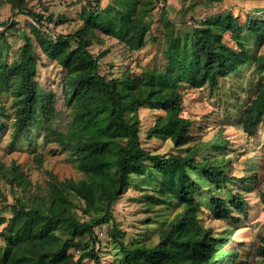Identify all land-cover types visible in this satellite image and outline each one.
Here are the masks:
<instances>
[{"label": "trees", "instance_id": "16d2710c", "mask_svg": "<svg viewBox=\"0 0 264 264\" xmlns=\"http://www.w3.org/2000/svg\"><path fill=\"white\" fill-rule=\"evenodd\" d=\"M6 1L37 24L70 21L62 15L45 17L31 12L25 0ZM102 1L78 0L81 7L72 32L32 25L36 43L25 34L13 59L6 40L9 28L0 31V96L11 94V107L0 101V141L8 132V149L23 137L31 150L28 132L39 127L44 140L67 151L81 173L75 179L48 172L44 183L32 182L21 163L0 161V180L9 184L15 197L10 205L15 217L0 214V264H84L86 260L101 264L95 229L109 223L113 224L110 240L124 254L122 264H237L243 252L246 258L253 255L254 264H264V236L245 251L246 243L234 237L236 227L216 232L199 217L203 186L189 171L225 185L233 179L227 175L232 163L229 157L215 155L227 143L220 133L189 144L193 122L182 115L180 91L181 87L215 88L220 79L250 62L262 75L264 55L257 51L264 45V18L240 22L230 12L209 15L192 27L188 52L180 47L166 11L158 16V36L152 34V11L157 4L164 8L167 0H111L105 6ZM104 36L116 39L129 52L141 51L148 37L162 47L161 62L140 67L139 72L126 69L120 77L108 79L99 72V59L107 51L97 55L90 51L93 45L103 44ZM36 46L64 71L62 100L71 117L65 132L53 125L56 94L39 88L35 79ZM140 106L163 112L144 132V140L168 141L179 152L162 154L144 147L138 125ZM263 120L264 78L255 97L242 109L241 128L250 136ZM33 159L40 163L42 155L35 154ZM145 164L160 179L153 200L173 212L148 219L144 239L126 245L113 209L127 191L129 178ZM246 206L240 193L228 199L211 193L207 202L213 220H231L235 226Z\"/></svg>", "mask_w": 264, "mask_h": 264}, {"label": "rangeland", "instance_id": "374dc122", "mask_svg": "<svg viewBox=\"0 0 264 264\" xmlns=\"http://www.w3.org/2000/svg\"><path fill=\"white\" fill-rule=\"evenodd\" d=\"M111 0H103L102 6ZM27 8L31 12L47 17L50 13L55 16L62 15L70 19L69 22L55 25L43 20L37 24L28 14L19 13L11 8L6 0H0V31L6 27V40L11 50L10 59L18 54V48L23 43L24 35L36 43L35 37L31 34V26H41V29L53 30L57 33L72 32L77 27V15L81 3L78 0H25ZM166 11L169 19L175 25V35L179 37L178 43L181 48L188 52L192 45L191 30L200 20L216 13L230 12L240 22L247 18H264V0H224L221 3H208L206 0H167L163 8L161 4L155 5L152 14L155 21L152 26V34L158 36L160 14ZM35 23V24H33ZM101 45H93L90 51L99 54L102 51L107 53L99 59V72L101 75L110 78L120 77L126 69L139 72L140 67L152 66L156 61L161 62V48L157 42L147 37L146 46L138 52H129L127 48L114 38L103 37ZM2 39H0L1 44ZM251 51L253 45L250 44ZM3 48V45H0ZM36 53V81L42 90L56 94V117L54 128L65 132L70 122V111L62 100V79L63 69L54 61L48 59L41 53L39 47H35ZM258 55H264V45L257 51ZM264 78L256 70L253 62L247 63L238 71L224 79H220L215 88L203 86L199 89L181 87L183 98L184 117L190 118L193 125L190 130L191 137L189 144L197 141H208L220 133L221 137L227 140L223 151L215 154L231 158L232 170L227 175L225 185L211 183L201 176L199 172L189 171L194 180L200 182L202 193L198 197L201 204L199 217L207 226L213 227L216 232L224 229L235 228L234 237L238 241L246 243V249L250 251L261 236H264V120L259 122L256 131L252 135L243 132L240 124L242 109L253 99ZM0 101L11 107V94L4 92ZM138 125L141 130L142 140L146 141L144 147L151 151L162 154L179 152L170 142L160 140H144V132L152 126L155 119L163 114L160 110H152L146 106L138 107ZM31 136L33 148L27 147L25 139L21 137L15 142L11 149L7 148L9 133H5L0 141V161L9 165L13 161L21 163L25 173L32 182L44 183L48 172H53L59 177H81L75 166L69 160V153L62 149L55 142L44 140V131L39 127H31L28 132ZM27 135V134H26ZM183 151V150H182ZM181 152V151H180ZM211 153L209 149L205 154ZM42 155L40 163L33 159V155ZM200 158V157H199ZM160 179L149 164H145L138 174L129 178L127 191L115 203L113 214L114 222L120 230V237L126 245L143 240L147 230L148 219L173 212V208L155 202V189L159 186ZM0 188L3 196H0V214L6 218L13 219L10 205L14 202V195L9 184L0 180ZM210 191V192H208ZM215 193L228 199L233 193L242 194L246 201V212L240 214L239 223L233 224L231 220H213L209 215L207 207L208 198ZM112 223L95 229L98 237V244L95 250L100 257L101 264H122L124 254L120 251L119 245L110 240L109 231ZM253 255L241 254V261L237 264H254ZM84 264H96L93 260H86Z\"/></svg>", "mask_w": 264, "mask_h": 264}]
</instances>
